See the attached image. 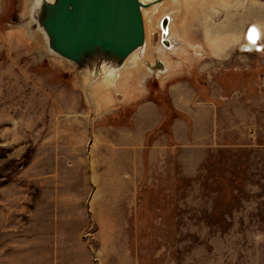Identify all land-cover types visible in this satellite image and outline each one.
<instances>
[{
  "label": "rangeland",
  "instance_id": "obj_1",
  "mask_svg": "<svg viewBox=\"0 0 264 264\" xmlns=\"http://www.w3.org/2000/svg\"><path fill=\"white\" fill-rule=\"evenodd\" d=\"M172 2L175 68L96 107L31 0H0V264H264V0Z\"/></svg>",
  "mask_w": 264,
  "mask_h": 264
},
{
  "label": "water",
  "instance_id": "obj_2",
  "mask_svg": "<svg viewBox=\"0 0 264 264\" xmlns=\"http://www.w3.org/2000/svg\"><path fill=\"white\" fill-rule=\"evenodd\" d=\"M141 0H31L29 18L44 36L46 48L92 76L119 67L144 43ZM167 18L161 21L160 42ZM160 24V25H161Z\"/></svg>",
  "mask_w": 264,
  "mask_h": 264
},
{
  "label": "bare ground",
  "instance_id": "obj_3",
  "mask_svg": "<svg viewBox=\"0 0 264 264\" xmlns=\"http://www.w3.org/2000/svg\"><path fill=\"white\" fill-rule=\"evenodd\" d=\"M141 1L145 3L141 6L144 26L143 45L131 51L119 67L106 68V66L102 64L100 71H98L94 77L92 76L93 78L90 77L92 75L90 72H86L83 75L82 81L87 82L88 85V94H86L89 95L91 99L93 98L96 107H107L110 105L113 99H117L113 96L116 93H121V97L118 99H126L132 93L134 84L144 82L151 73H154L156 76L161 75L162 77L168 75L175 68L173 62L168 58V55L177 49L184 47L188 48L190 46L187 41L182 39L178 34H175L172 30L177 15L175 16L176 6H173L174 9L169 8L170 11H168L170 0ZM171 1H173L172 3L174 4L179 3V0ZM226 2L228 3V1ZM161 8L164 9L163 12H159ZM164 17L167 18L165 27L167 33L165 37L169 40V43L164 44L159 40L157 45L152 49L150 46L151 35L154 36L152 32H155V30L158 33L159 31L161 32V21ZM261 34V27L251 22L246 27V40L241 46L248 45L250 48L245 49L248 51L252 50L253 47H261L259 44V37H261ZM248 39L250 41H248ZM253 40H255V43ZM194 49L198 54H202L200 52L203 51L201 47L197 46L194 47Z\"/></svg>",
  "mask_w": 264,
  "mask_h": 264
},
{
  "label": "crops",
  "instance_id": "obj_4",
  "mask_svg": "<svg viewBox=\"0 0 264 264\" xmlns=\"http://www.w3.org/2000/svg\"><path fill=\"white\" fill-rule=\"evenodd\" d=\"M174 88L178 89V91L179 90L183 91V92L187 91V89L182 85L176 86ZM173 93H174V90H173ZM188 95H189V93H188ZM175 99L177 100L176 102L179 103L180 97H177ZM178 105L180 107H182L184 110H186V111L188 110V108L186 107V104L183 101H181V103H179ZM141 108H143V109H141ZM134 115L136 117H139L140 122H138V123H143V124H141V126L143 125V128H144L145 127L144 123L146 121H149L152 123H157L158 121H160L162 113L160 112L158 106L155 103L150 101L148 103L145 102L144 104L139 105V107L135 110Z\"/></svg>",
  "mask_w": 264,
  "mask_h": 264
},
{
  "label": "built area",
  "instance_id": "obj_5",
  "mask_svg": "<svg viewBox=\"0 0 264 264\" xmlns=\"http://www.w3.org/2000/svg\"><path fill=\"white\" fill-rule=\"evenodd\" d=\"M248 41H250L249 39H248ZM255 41V40H254ZM255 43V42H254ZM252 44V43H251ZM254 46V45H253ZM260 46V45H259ZM243 48H244V50L245 49H249L250 47H248V45L246 46H243ZM253 49H254V51H259L260 49H261V47H253Z\"/></svg>",
  "mask_w": 264,
  "mask_h": 264
},
{
  "label": "snow or ice",
  "instance_id": "obj_6",
  "mask_svg": "<svg viewBox=\"0 0 264 264\" xmlns=\"http://www.w3.org/2000/svg\"><path fill=\"white\" fill-rule=\"evenodd\" d=\"M253 42H255V41L253 40Z\"/></svg>",
  "mask_w": 264,
  "mask_h": 264
},
{
  "label": "flooded vegetation",
  "instance_id": "obj_7",
  "mask_svg": "<svg viewBox=\"0 0 264 264\" xmlns=\"http://www.w3.org/2000/svg\"><path fill=\"white\" fill-rule=\"evenodd\" d=\"M253 49V48H252Z\"/></svg>",
  "mask_w": 264,
  "mask_h": 264
}]
</instances>
